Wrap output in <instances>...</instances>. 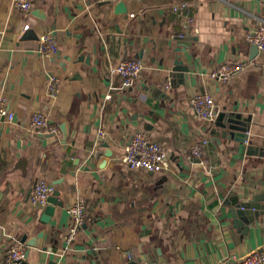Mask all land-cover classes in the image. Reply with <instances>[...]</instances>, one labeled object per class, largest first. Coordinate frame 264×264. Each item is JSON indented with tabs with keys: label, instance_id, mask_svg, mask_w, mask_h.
<instances>
[{
	"label": "crops",
	"instance_id": "1",
	"mask_svg": "<svg viewBox=\"0 0 264 264\" xmlns=\"http://www.w3.org/2000/svg\"><path fill=\"white\" fill-rule=\"evenodd\" d=\"M31 2L24 13L12 0H0V94L17 118L0 122V264L24 236L25 264H129L149 255L153 264L160 258L168 264H228L263 249L264 214L244 233L246 226H236L231 211L234 199L254 196L264 207V156L247 149L252 144L264 150V52L252 55L245 38L263 24L264 0ZM119 2L127 14H115ZM182 4L189 6L188 24L181 20L187 12L174 10ZM27 30L36 38L22 41ZM47 33L59 45L53 57L38 52ZM176 56L190 68L184 84L172 75ZM80 57L60 72V62ZM127 59L142 61L144 70L132 88L120 90L109 68ZM240 61L248 67L229 82L208 78ZM54 77L60 90L51 98L47 85ZM167 80L173 84L168 91ZM203 91L213 94L218 113L250 119L248 142H218L214 124L191 108L192 96ZM34 112H44L60 134L33 130ZM138 132L167 150L168 172L132 170L124 163ZM206 138L203 165L188 152ZM107 150L113 156L102 167ZM38 180L61 193L64 206H55L50 223L43 222L49 204L30 203ZM79 200L87 221L68 244V209Z\"/></svg>",
	"mask_w": 264,
	"mask_h": 264
},
{
	"label": "built area",
	"instance_id": "2",
	"mask_svg": "<svg viewBox=\"0 0 264 264\" xmlns=\"http://www.w3.org/2000/svg\"><path fill=\"white\" fill-rule=\"evenodd\" d=\"M102 2L117 3L119 0H101ZM13 8L20 12L28 13L32 10L33 4L31 0H12ZM188 4H182L175 7V12H187ZM183 24L191 22L189 12L181 15ZM247 42L257 46L258 50L264 52V22L256 27L245 36ZM38 52L43 56L55 55L59 52L58 42L53 33H47L41 36L39 40ZM248 67L247 61L237 63H227L208 74V78L213 81L227 83L237 74L243 72ZM144 64L137 59L123 60L115 65L110 66V74L120 81V90L132 88L139 79ZM173 84L170 80L164 85L165 90H170ZM48 94L51 98H56L60 90V79H50L48 85ZM191 108L200 119L210 124L215 123L218 108L217 102L213 94L208 91L199 92L192 96L190 100ZM0 117H4L8 121L14 119V114L10 112L6 98L0 94ZM30 126L33 130H38L44 134L58 135L60 128L58 125L51 122L49 117L44 112H34L30 118ZM100 137H104V133L100 132ZM209 139H201L191 146L188 152L189 159H196L201 164L206 165L207 148ZM132 170H144L150 173H164L170 170V158L167 150L159 143L150 139L144 132H138L131 138L130 144L127 147L123 158ZM55 192L54 186L45 180H38L32 190L30 203L39 208H45L48 205V200ZM69 224L64 240L68 244H72L78 237L79 232L86 224L87 213L86 205L83 201H77L68 209ZM27 247L20 240H15L7 250L5 256V264H21L26 260ZM228 264H264V248L259 251L250 253V255L242 260H235Z\"/></svg>",
	"mask_w": 264,
	"mask_h": 264
},
{
	"label": "water",
	"instance_id": "3",
	"mask_svg": "<svg viewBox=\"0 0 264 264\" xmlns=\"http://www.w3.org/2000/svg\"><path fill=\"white\" fill-rule=\"evenodd\" d=\"M43 10H37V16H39V18L41 19H45V15L42 12ZM128 10H127V6L124 2H119L116 7H115V14L116 15H124L127 14ZM36 36L34 35L33 30H27L25 32V34L22 37V41L25 40H30V39H35ZM259 50L257 48V46L253 45L252 46V51L251 54L255 55L256 53H258ZM54 55H52L53 57ZM140 56H138L137 58H140ZM82 57H80L77 61L76 60H72L71 58H66V62H60L59 67H60V72L64 71L67 72L71 67L77 65L79 62L82 61ZM55 62H58L57 60H54ZM87 64H90V60L89 58L86 59ZM190 73V68L188 66H184L183 62L181 61L179 56L175 57V60L173 62V67H172V75L175 77H178L181 79L180 83L184 84L185 83V77L186 74ZM74 80L79 79V75L75 74L74 75ZM5 118L4 117H0V122H2L3 124L5 123ZM17 118L16 116H14V119L12 120V122H16ZM250 119L247 118L246 120L243 119V117L240 114L234 113V112H222V113H218L216 121L214 123V126L211 130V134L216 137V139L222 137L223 139L226 140H231V139H235L236 141L245 144L246 142H248L249 136H248V132H249V128H248V123H249ZM62 130L63 133L65 135V137L67 138L68 136V125L65 124L62 126ZM219 142V139H218ZM107 147V145H106ZM248 153L249 154H260L264 156V150L263 149H259L254 147L252 144H249L248 147ZM113 156V152H111L110 150H107V152L105 153V159L102 161L101 166L103 167L108 158H111ZM1 194V192H0ZM61 193L59 191H55L53 193V195L49 198L48 200V204L49 206L46 208L45 211V215L43 217V222L45 223H50L51 217L53 216L54 212H55V206H60L63 207V202H60L58 200V197H60ZM260 198L254 196L253 198H250L248 201H239L238 199H234L232 201V205L234 207V209L231 211V213L233 214V217L235 218V224L236 226H243L245 225V230L244 233H246L247 230H249L250 225L252 223H254L253 221L258 218L260 215L264 214V207H262L261 204H259ZM27 241V237L24 236L23 239L21 240L22 243H26ZM262 249H260L259 251H261ZM29 252H27V256H28ZM154 256H157L156 253H154ZM26 256V257H27ZM161 256V253H160ZM242 261H244V259H241ZM153 256L149 255V256H144L142 259L136 260V261H131L129 264H153ZM232 263V262H231ZM22 264H25L22 263ZM154 264H158V263H154ZM159 264H168L165 258H160L159 260Z\"/></svg>",
	"mask_w": 264,
	"mask_h": 264
}]
</instances>
